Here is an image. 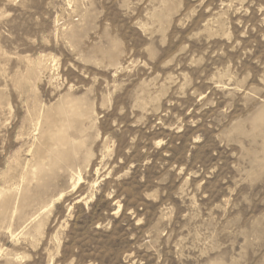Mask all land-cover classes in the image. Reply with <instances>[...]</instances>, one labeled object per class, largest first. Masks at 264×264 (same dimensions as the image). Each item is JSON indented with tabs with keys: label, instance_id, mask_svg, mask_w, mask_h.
Wrapping results in <instances>:
<instances>
[{
	"label": "rangeland",
	"instance_id": "obj_1",
	"mask_svg": "<svg viewBox=\"0 0 264 264\" xmlns=\"http://www.w3.org/2000/svg\"><path fill=\"white\" fill-rule=\"evenodd\" d=\"M0 264H264V0H0Z\"/></svg>",
	"mask_w": 264,
	"mask_h": 264
}]
</instances>
